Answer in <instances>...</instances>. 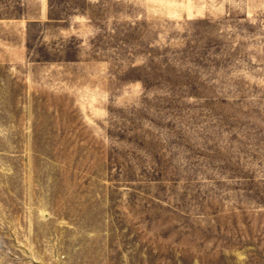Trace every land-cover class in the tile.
I'll return each mask as SVG.
<instances>
[{"label": "rangeland", "instance_id": "1", "mask_svg": "<svg viewBox=\"0 0 264 264\" xmlns=\"http://www.w3.org/2000/svg\"><path fill=\"white\" fill-rule=\"evenodd\" d=\"M43 1L0 49V264H264V0Z\"/></svg>", "mask_w": 264, "mask_h": 264}, {"label": "crops", "instance_id": "2", "mask_svg": "<svg viewBox=\"0 0 264 264\" xmlns=\"http://www.w3.org/2000/svg\"><path fill=\"white\" fill-rule=\"evenodd\" d=\"M15 1V0H14ZM24 6L25 12L20 17L6 15V10L11 8V0H0V49L6 51V37L11 33H16L19 37L26 34L27 26L31 22H42L44 18L50 16L52 5L45 6L43 0H32L34 7H30L27 0H18ZM16 2V1H15ZM15 28V30H12ZM6 54H3L5 57Z\"/></svg>", "mask_w": 264, "mask_h": 264}]
</instances>
